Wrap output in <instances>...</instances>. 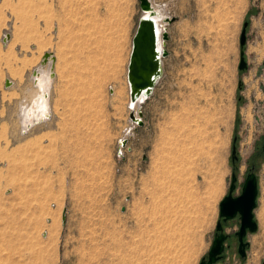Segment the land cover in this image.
<instances>
[{
    "label": "rangeland",
    "instance_id": "obj_1",
    "mask_svg": "<svg viewBox=\"0 0 264 264\" xmlns=\"http://www.w3.org/2000/svg\"><path fill=\"white\" fill-rule=\"evenodd\" d=\"M151 1L166 3L168 55L136 125L126 64L138 0H0V264L206 259L231 145L241 171L264 133V0ZM44 52L53 57L49 115L23 133L20 105ZM258 174L255 214L264 156ZM256 220L243 259L228 241L212 264H264Z\"/></svg>",
    "mask_w": 264,
    "mask_h": 264
},
{
    "label": "water",
    "instance_id": "obj_2",
    "mask_svg": "<svg viewBox=\"0 0 264 264\" xmlns=\"http://www.w3.org/2000/svg\"><path fill=\"white\" fill-rule=\"evenodd\" d=\"M138 6L140 12H147V16L140 15L131 37L130 51L128 55V60L126 64V81L128 85V98L131 102H138L137 110L134 112L130 111L128 113V118L131 122L136 125L142 124V113L139 109L140 103L146 99L153 89V86L157 82L161 75V58L167 55L164 49V42L167 39V33L164 29L157 31L156 25L152 20V17L156 15L152 5L149 0H138ZM167 21L170 20L165 18ZM247 22L243 21L241 24V29L238 36V63L237 69L241 70L246 67L242 46L245 40V27ZM9 39V33L5 32L3 34L2 41H7ZM52 59L49 52H44L41 55L39 64L45 63L47 60ZM37 70H31V76L35 77ZM52 76V74H51ZM11 84L9 79H5L4 85L8 86ZM142 98V101H140ZM235 138H232L234 141ZM118 143L122 146L125 143V138L120 139ZM234 144L231 145L230 154L234 156ZM233 181V178H232ZM232 181L225 194L218 203V216L221 217L223 221L231 218L236 212L240 215V224L236 232L238 244V252L241 256L244 255L243 242L241 240L244 235L245 228L248 231L255 230V223L251 218V208L253 207V197L255 194V185L252 175L246 177L239 196L235 198L230 197V190L232 189ZM64 220V214H61V222ZM222 228L219 220L215 222V232L212 237L209 248L206 252V259L201 258L199 264H212L217 261L220 257V253L223 249L222 241L225 235L222 233Z\"/></svg>",
    "mask_w": 264,
    "mask_h": 264
},
{
    "label": "flooded vegetation",
    "instance_id": "obj_3",
    "mask_svg": "<svg viewBox=\"0 0 264 264\" xmlns=\"http://www.w3.org/2000/svg\"><path fill=\"white\" fill-rule=\"evenodd\" d=\"M234 150H235L234 156H231V154H230V157H229L230 172H229L227 190H228V188L231 184L232 178H233L232 189L230 190V197L235 198V197L239 196V194L241 193L242 185H243L246 177L249 175L253 176L254 185H255V194L253 197V207L251 208V218L253 219L256 228L254 231H248V229L245 228L244 235L241 238L242 242L244 243L243 247L241 248L243 250L244 255L241 256L238 252L239 241L237 239V234H236V232L239 228V224H240V215L236 212L231 218H229L225 221H223L221 219V217L218 216L217 220H219V222H220V225L222 228L221 231L225 235V238L222 241L223 249L220 253V257L218 260H220L223 257L225 245H227L226 242H228V241L230 243V247L231 248L233 247L234 254L237 256V258L243 259V257L245 256V251L248 248L247 236L249 234H252L253 232H255L257 229V220H256L255 209H257V206H258V197H259V193H260L258 169H259V166L261 164V160L264 156V133L262 134V136L259 139L254 140L252 142L251 146L249 147V150L245 154V157L242 161L243 169L241 171H239L240 160H241L240 154L238 153L237 149L235 148V144H234ZM227 190H226L225 194H227ZM257 216H258V214H257ZM232 222L236 225L235 229H233V231L231 233L225 232L224 227L226 226V224L232 223ZM228 247H229V245H228Z\"/></svg>",
    "mask_w": 264,
    "mask_h": 264
},
{
    "label": "bare ground",
    "instance_id": "obj_4",
    "mask_svg": "<svg viewBox=\"0 0 264 264\" xmlns=\"http://www.w3.org/2000/svg\"><path fill=\"white\" fill-rule=\"evenodd\" d=\"M7 2H8V0H7ZM149 2H150V0H149ZM150 4H151V2H150ZM152 7H153L154 11L156 12V15L152 17V20L154 21V24L156 25V28H157L156 32L158 30L161 31L162 29L165 30L164 21H163V14L159 10V8H156L153 5H152ZM147 14H148L147 12H141L140 15L147 16ZM51 56H52V54H51ZM24 62H25V60H24ZM52 63H53V57H52V59H50V60L48 59L44 63V64H46L45 66L40 64V65H37L34 67V69L36 68V70H37V74L35 77L30 75V79L33 82V88H30L28 90V93L26 95L27 97H25L24 101L20 105V111H19V127H20L21 131H23V133L26 132L27 130H29L30 128H32L33 126H35L41 122H44L48 118L49 111H50L49 101H48L49 100L48 99L49 98V89H50L52 79H53L51 76V74H53V73L50 72L51 68H52ZM140 101H142V98H140ZM144 101H145V99H144ZM128 105H129L128 106L129 111L134 112V115L136 116L135 111L137 110L138 102L133 103L129 100ZM127 131L129 132V130H127ZM262 202H263V204L261 203L262 206H261V209L258 213V217L260 216V219L264 220V201L262 200ZM262 223L264 225L263 221H262Z\"/></svg>",
    "mask_w": 264,
    "mask_h": 264
},
{
    "label": "crops",
    "instance_id": "obj_5",
    "mask_svg": "<svg viewBox=\"0 0 264 264\" xmlns=\"http://www.w3.org/2000/svg\"><path fill=\"white\" fill-rule=\"evenodd\" d=\"M150 2H151V4L154 6V7H156V8H159V10L161 11V13L163 14V21H164V13H166L165 12V10H166V3L165 2H160V3H153L151 0H150ZM166 18V17H165ZM164 26H165V21H164ZM165 31H166V28H165ZM166 33H167V31H166ZM167 39H169V34L167 33ZM167 40H165V42H164V49H165V45H166V42ZM166 50V49H165ZM166 52H167V55H168V51L166 50ZM166 55V56H167ZM165 57V56H164ZM164 57H162V58H164ZM256 216H257V212H256Z\"/></svg>",
    "mask_w": 264,
    "mask_h": 264
}]
</instances>
